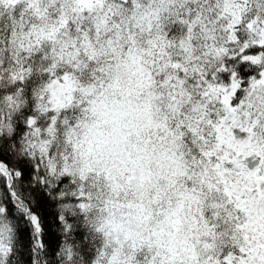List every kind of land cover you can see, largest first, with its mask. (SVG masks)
<instances>
[{"label": "snow or ice", "instance_id": "6c2138e0", "mask_svg": "<svg viewBox=\"0 0 264 264\" xmlns=\"http://www.w3.org/2000/svg\"><path fill=\"white\" fill-rule=\"evenodd\" d=\"M0 264H264V0H0Z\"/></svg>", "mask_w": 264, "mask_h": 264}]
</instances>
